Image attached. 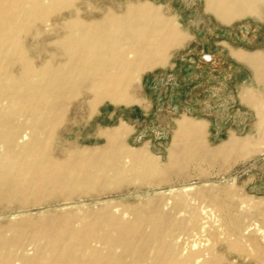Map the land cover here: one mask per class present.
<instances>
[{"label":"bare ground","instance_id":"bare-ground-1","mask_svg":"<svg viewBox=\"0 0 264 264\" xmlns=\"http://www.w3.org/2000/svg\"><path fill=\"white\" fill-rule=\"evenodd\" d=\"M204 7L231 24L262 18L264 0H204ZM52 37L54 48L38 47ZM188 37L149 0L106 8L90 0H0V203L29 211L0 227V264H237L262 257L264 219L247 197L220 201L211 188L177 192L172 184L191 163L241 159L238 150H255L248 138L230 133L210 147L206 124L182 116L164 163L126 143L125 122L100 130L99 146L55 144L72 105L86 103L93 113L106 100L137 102L133 84L165 65ZM232 54L264 83V51ZM240 95L264 130V97L251 87ZM120 181L169 189L137 204L73 209L77 198ZM52 204L61 212L45 209Z\"/></svg>","mask_w":264,"mask_h":264},{"label":"rangeland","instance_id":"rangeland-1","mask_svg":"<svg viewBox=\"0 0 264 264\" xmlns=\"http://www.w3.org/2000/svg\"><path fill=\"white\" fill-rule=\"evenodd\" d=\"M126 1L90 0L92 6L101 5L104 8L115 7ZM149 1L158 6L164 16L175 18L181 30L189 34L187 41L183 46L170 50L165 65L142 73L130 88L137 102L127 105L106 100L93 113L86 103L81 104L80 110L76 109L75 104L72 105L58 131L59 137L55 144L99 146L105 141L100 130L125 122L129 129L126 143L147 150L164 163L173 147L176 121L182 116L206 124V140L210 147L227 140L230 133L238 138H248L255 150H238L243 155L241 159L227 161L225 157L219 156L211 162L191 163L183 176L173 179L172 184L177 192H181L183 187H190L189 193L211 188L220 201L228 196H232L235 202L247 197V207L259 212L263 220L264 130L257 124L256 109L242 101L240 91L251 87L263 98L264 83H257L252 69L233 56L232 52L238 49L264 51V10L262 18L246 16L225 24L205 10L204 0ZM242 25L247 27V31L239 30ZM59 27L60 24L54 26V30H59ZM225 29H231V32ZM223 33L231 37V44L226 42ZM54 40L55 37L41 39L38 47L52 49L55 47ZM227 46L231 48V63ZM28 47L35 51L36 43L28 42ZM137 185V182H111L92 190L90 196L77 198L71 204L73 209L137 204L169 189V186L158 189L144 185L136 190ZM48 199L52 200V197ZM107 202L110 203L107 205ZM205 204L212 205L208 200ZM18 205V202L0 203V227L4 228L29 213L18 210ZM55 205L46 206L45 209L61 212V205ZM38 210H32L31 214L36 216ZM237 262L264 264V253L258 260L243 256Z\"/></svg>","mask_w":264,"mask_h":264},{"label":"crops","instance_id":"crops-1","mask_svg":"<svg viewBox=\"0 0 264 264\" xmlns=\"http://www.w3.org/2000/svg\"><path fill=\"white\" fill-rule=\"evenodd\" d=\"M225 30H228V31H230L231 32V29H225ZM241 32H244L245 30L247 31V27L245 26V25H242V27H240V29H239ZM223 36H226V38H224V39H226V42H229L230 44H231V42H232V40H230V38L231 37H229V36H227L225 33H223ZM228 47V46H227ZM230 47H228V50H229V62L231 63L232 62V60H231V57H232V55H231V51H230ZM247 86V85H246ZM254 87V86H253Z\"/></svg>","mask_w":264,"mask_h":264}]
</instances>
